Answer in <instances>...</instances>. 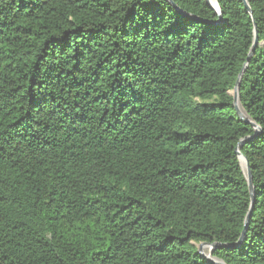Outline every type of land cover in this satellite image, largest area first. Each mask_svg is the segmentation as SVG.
Segmentation results:
<instances>
[{"label":"trees","instance_id":"obj_1","mask_svg":"<svg viewBox=\"0 0 264 264\" xmlns=\"http://www.w3.org/2000/svg\"><path fill=\"white\" fill-rule=\"evenodd\" d=\"M0 0V264H264V0ZM238 97L233 89L254 38Z\"/></svg>","mask_w":264,"mask_h":264},{"label":"water","instance_id":"obj_2","mask_svg":"<svg viewBox=\"0 0 264 264\" xmlns=\"http://www.w3.org/2000/svg\"><path fill=\"white\" fill-rule=\"evenodd\" d=\"M241 3H243L244 7L246 8L247 12L251 15V11L248 7V4L246 2V0H239ZM215 4H216V7L217 8H214L208 0H205V3L208 4L212 9H214L216 11V13L220 16V11H219V8L217 6V3L216 1L214 0ZM254 26V38H253V43H252V46L247 54V57H246V62L245 64L243 65L241 71L239 72L238 74V77L236 79V82H235V87L233 89V108L238 116V118L245 124H248L250 125L253 130L255 131V135H257L260 131L258 125H256L253 121H251L248 116L246 115V113L243 111L242 109V112L239 110V106L241 107L240 103H239V97H238V89H239V84H240V80H241V77L244 73V70L248 64V62L250 61L251 57L253 56V53H254V50L256 48V45H257V33H256V30H255V24L253 25ZM248 140L245 139V140H241L240 143L238 144L237 148H236V154H237V157L239 159V165L241 167V170L243 172V175L245 177V181H246V184H247V188H248V193H249V200H250V205H249V209H248V212L245 216V219H244V223H243V230L241 232V235L237 241V243L233 246H226V245H222L220 246L219 244H216V243H213V244H206V243H203V244H200L198 245V253H202L201 250L205 247L209 248V251H210V254L209 256H205V258L211 262V263H214V264H224L222 263L221 261H215L213 259H211V251L213 249H216V248H226V249H233V248H237L239 246V244L243 241L244 239V236H245V233L247 231V228H248V225H249V220H250V217H251V211H252V207H253V203H254V188H253V185H252V179H251V172H250V168H249V165H248V162L247 160L239 153V147L246 141ZM241 160L244 161V165H245V169H243L242 167V164H241Z\"/></svg>","mask_w":264,"mask_h":264},{"label":"bare ground","instance_id":"obj_3","mask_svg":"<svg viewBox=\"0 0 264 264\" xmlns=\"http://www.w3.org/2000/svg\"><path fill=\"white\" fill-rule=\"evenodd\" d=\"M208 1L214 8H217L214 0H208ZM239 110L242 112V109H241L240 106H239ZM241 164H242L243 169H245V165H244V161L243 160H241ZM205 248H207V247H205Z\"/></svg>","mask_w":264,"mask_h":264},{"label":"rangeland","instance_id":"obj_4","mask_svg":"<svg viewBox=\"0 0 264 264\" xmlns=\"http://www.w3.org/2000/svg\"><path fill=\"white\" fill-rule=\"evenodd\" d=\"M201 252H202L205 256H209V254H210L209 248H203V249L201 250Z\"/></svg>","mask_w":264,"mask_h":264}]
</instances>
